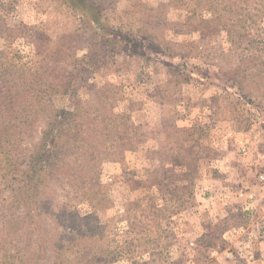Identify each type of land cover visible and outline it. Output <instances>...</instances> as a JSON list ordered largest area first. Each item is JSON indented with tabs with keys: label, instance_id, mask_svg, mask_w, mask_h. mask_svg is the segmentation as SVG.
Returning a JSON list of instances; mask_svg holds the SVG:
<instances>
[{
	"label": "rangeland",
	"instance_id": "rangeland-1",
	"mask_svg": "<svg viewBox=\"0 0 264 264\" xmlns=\"http://www.w3.org/2000/svg\"><path fill=\"white\" fill-rule=\"evenodd\" d=\"M86 2L0 0V103L56 88L21 153L65 113L36 188L0 166V264H264V0Z\"/></svg>",
	"mask_w": 264,
	"mask_h": 264
},
{
	"label": "trees",
	"instance_id": "trees-1",
	"mask_svg": "<svg viewBox=\"0 0 264 264\" xmlns=\"http://www.w3.org/2000/svg\"><path fill=\"white\" fill-rule=\"evenodd\" d=\"M76 3L81 1L87 3L86 0H72ZM78 13H81L77 10ZM18 58V57H17ZM14 56L9 57L5 60V63L12 67L11 65ZM29 70V69H28ZM25 71H21L19 75L12 74L8 82V87L6 89V96L4 100L0 103V156L2 158L1 165H4L5 171L8 173L10 169L14 168L17 160L20 161V165H25L23 171H21L20 185L17 190H30L36 188L40 181L45 180L47 175L52 174L55 170L56 163L59 160V156L63 155L65 142L61 138V134L64 131V115L62 111L53 112L48 110V115L45 116V124L41 131L40 139L34 150H32L28 155L21 153L23 152L20 147L22 129L25 127L23 121L27 118L36 119L38 111L46 112L42 106L43 99L48 96V93H54L56 88H50L47 85L42 88L37 86L36 74L28 72L31 74L33 81L32 85L28 84L23 80ZM18 97V98H17ZM21 97L24 99L19 100ZM17 98L16 100H14ZM31 101L33 103H30ZM39 108V109H38ZM38 109V110H37ZM28 128L32 126V123L27 125ZM57 133L58 137L56 138L55 144L52 146L53 153L49 157L46 156L47 146L51 139L53 133ZM46 171H42V163ZM15 163V165L13 164ZM46 175V176H45ZM45 176V177H44Z\"/></svg>",
	"mask_w": 264,
	"mask_h": 264
},
{
	"label": "built area",
	"instance_id": "built-area-1",
	"mask_svg": "<svg viewBox=\"0 0 264 264\" xmlns=\"http://www.w3.org/2000/svg\"><path fill=\"white\" fill-rule=\"evenodd\" d=\"M260 178H261L262 180H264V176H261Z\"/></svg>",
	"mask_w": 264,
	"mask_h": 264
}]
</instances>
